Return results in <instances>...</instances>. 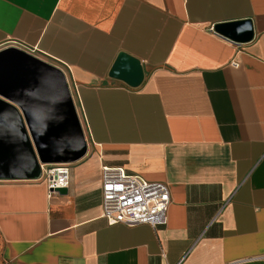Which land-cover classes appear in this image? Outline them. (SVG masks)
I'll return each mask as SVG.
<instances>
[{
  "label": "crops",
  "instance_id": "0c3cea01",
  "mask_svg": "<svg viewBox=\"0 0 264 264\" xmlns=\"http://www.w3.org/2000/svg\"><path fill=\"white\" fill-rule=\"evenodd\" d=\"M13 44L65 74L87 151L63 191L0 180V264H264V0H0ZM103 167L167 184L168 224L109 225Z\"/></svg>",
  "mask_w": 264,
  "mask_h": 264
},
{
  "label": "water",
  "instance_id": "95a60500",
  "mask_svg": "<svg viewBox=\"0 0 264 264\" xmlns=\"http://www.w3.org/2000/svg\"><path fill=\"white\" fill-rule=\"evenodd\" d=\"M110 77L137 88L145 75L138 59L121 53ZM86 151L65 74L17 48L1 50L0 180L38 179L42 164L75 162Z\"/></svg>",
  "mask_w": 264,
  "mask_h": 264
},
{
  "label": "built area",
  "instance_id": "2783aa9c",
  "mask_svg": "<svg viewBox=\"0 0 264 264\" xmlns=\"http://www.w3.org/2000/svg\"><path fill=\"white\" fill-rule=\"evenodd\" d=\"M13 46L35 55V50L18 44ZM41 174L51 194L70 186L71 169L67 163L42 164ZM102 181L103 218L109 225H148L156 228L168 224L171 192L167 184L128 174L120 167H103Z\"/></svg>",
  "mask_w": 264,
  "mask_h": 264
}]
</instances>
